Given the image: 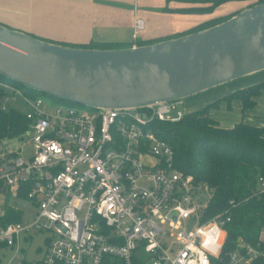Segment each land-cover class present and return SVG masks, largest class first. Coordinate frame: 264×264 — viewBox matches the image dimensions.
<instances>
[{
  "label": "built area",
  "instance_id": "built-area-1",
  "mask_svg": "<svg viewBox=\"0 0 264 264\" xmlns=\"http://www.w3.org/2000/svg\"><path fill=\"white\" fill-rule=\"evenodd\" d=\"M142 30L134 19L130 47ZM18 101L27 108L20 136L31 153L0 156V220L6 211L20 214L0 225V246L11 250L20 235L44 233L40 264L264 262L258 244L240 240L222 258L228 215H209L207 187L177 170L170 147L156 137L155 122L185 114L176 111L181 101L90 110L0 80V108Z\"/></svg>",
  "mask_w": 264,
  "mask_h": 264
},
{
  "label": "water",
  "instance_id": "water-1",
  "mask_svg": "<svg viewBox=\"0 0 264 264\" xmlns=\"http://www.w3.org/2000/svg\"><path fill=\"white\" fill-rule=\"evenodd\" d=\"M264 71V3L208 29L116 50L64 47L0 25V77L90 110L182 101Z\"/></svg>",
  "mask_w": 264,
  "mask_h": 264
},
{
  "label": "trees",
  "instance_id": "trees-1",
  "mask_svg": "<svg viewBox=\"0 0 264 264\" xmlns=\"http://www.w3.org/2000/svg\"><path fill=\"white\" fill-rule=\"evenodd\" d=\"M164 1L175 2L179 7L165 6L163 11L186 14L209 13L228 2H235L239 7L227 15L206 18L178 34L152 40H137L136 46L150 45L208 29L227 21L244 9L264 3V0ZM64 47L116 50L129 48L130 44L89 42L81 46ZM0 80L17 87L26 95L45 97L55 103L73 105L46 97L2 77ZM263 88L264 81L242 87L199 110L184 114L177 122H155L152 127L156 137L170 147L174 167L191 176L194 182L207 187L209 215L218 212L228 215L229 222L224 226L226 238L222 249L223 259L235 249L239 240L251 247L258 244L259 249L264 251V243L258 241L259 235L264 230V192L260 188L261 183H264V131L258 126L242 121L230 127H221L208 111L215 107L218 101L228 104L232 100L239 102L242 112L251 110L255 106L259 91ZM26 126L27 122L21 112L0 108V142L19 137ZM19 220V213L10 214L6 211L0 220V225ZM18 264H40V261L30 263L22 259Z\"/></svg>",
  "mask_w": 264,
  "mask_h": 264
},
{
  "label": "crops",
  "instance_id": "crops-1",
  "mask_svg": "<svg viewBox=\"0 0 264 264\" xmlns=\"http://www.w3.org/2000/svg\"><path fill=\"white\" fill-rule=\"evenodd\" d=\"M157 4L145 0H0V25L40 41L64 46L89 42L130 44L132 23L136 18L143 23L139 34L141 41L178 34L169 26V20H162L166 15L157 14L156 9L149 7H158L160 11L161 3ZM160 21L169 22L165 25ZM215 94L199 98L187 112L209 104ZM182 106L185 109L184 101ZM215 121L221 127L237 123L222 125Z\"/></svg>",
  "mask_w": 264,
  "mask_h": 264
},
{
  "label": "rangeland",
  "instance_id": "rangeland-1",
  "mask_svg": "<svg viewBox=\"0 0 264 264\" xmlns=\"http://www.w3.org/2000/svg\"><path fill=\"white\" fill-rule=\"evenodd\" d=\"M145 2L154 4L161 3L160 11L157 10L158 7L152 5H149V7L152 9H156L155 13L157 14L166 15L165 17L167 18H164L162 20H169V26L174 29V31H177L176 33L187 31L206 18L208 19L212 18V16L215 17L227 15L237 10L239 7V4L235 2H228L209 13L186 14L163 11L162 8L165 6L168 8H176L177 6L179 7V5L175 2L166 3L164 0H145ZM147 7L148 6H145V8ZM169 21H166V23L164 21H160V24L166 25ZM262 81H264V71L248 75L246 77L231 81L222 86H218L216 88L205 91L202 94L200 93V95L198 94V96L196 97H191V99H184L182 101H184L185 109L183 108V106H176V111H180L181 113H189L187 111H189V109L193 105V102H197L204 97L211 96L217 93L210 98H213L210 102H214L217 100V98L226 96L234 90L240 89L242 87H247L252 84L260 83ZM40 98L42 100H46L45 97ZM74 106H76V108H80L77 105ZM8 109H15L21 113L27 111L26 106L19 101L16 103H10V105H8ZM208 113L222 125H231L232 123L236 121L238 122V120H240L244 123L258 126L264 131V88L259 91V94L255 99V106L251 110L242 112L239 102L236 100H232L228 104H226L224 101H218L216 106L211 108ZM24 143L25 139L23 136L1 141L0 156L7 153H19V156L26 158L31 153V145L30 143ZM43 236L44 233H39L32 235L30 239H23L24 236L20 235L16 240L15 246L11 250L8 247L0 246V264H18L22 259L30 263L38 260L40 258V252H37L36 250L41 249ZM259 236H264V230Z\"/></svg>",
  "mask_w": 264,
  "mask_h": 264
}]
</instances>
